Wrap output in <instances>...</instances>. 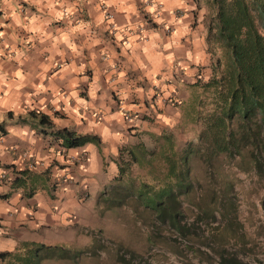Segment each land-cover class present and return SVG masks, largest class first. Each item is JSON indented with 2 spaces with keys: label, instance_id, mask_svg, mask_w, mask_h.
<instances>
[{
  "label": "crops",
  "instance_id": "obj_1",
  "mask_svg": "<svg viewBox=\"0 0 264 264\" xmlns=\"http://www.w3.org/2000/svg\"><path fill=\"white\" fill-rule=\"evenodd\" d=\"M159 1L161 14L150 21L143 0H0V237L9 241L0 252L75 234L89 191L100 194L109 183L106 166H117L124 145L156 131L154 115L155 122L164 117L154 86L178 98L198 75H211L212 0ZM31 110L55 128L97 134L95 158H88L89 143L59 145ZM82 152L84 161L68 159Z\"/></svg>",
  "mask_w": 264,
  "mask_h": 264
},
{
  "label": "rangeland",
  "instance_id": "obj_2",
  "mask_svg": "<svg viewBox=\"0 0 264 264\" xmlns=\"http://www.w3.org/2000/svg\"><path fill=\"white\" fill-rule=\"evenodd\" d=\"M203 84L185 87L178 98L163 95L168 103L156 108L164 113L157 122L155 115L152 118L156 131L146 132L133 144H143L142 162L128 161L126 148L132 145L120 149L117 166H106L109 183L100 194L89 191L84 201L89 209L81 215L84 221L73 225L75 234L65 232L63 238L44 240L56 249L36 251L43 243H19L2 264H222L220 253L224 258L264 264V175L239 158L223 154L206 167L200 156L187 154L188 149L203 147L198 137L214 107L212 88ZM171 142L177 157L187 154L191 164L190 192L179 196L176 204L180 229L171 225L169 216L158 217L144 207L136 194L142 184L158 187L165 179ZM94 147L89 143V159L95 158ZM3 242L9 241L0 237V246ZM63 250L68 257L59 256Z\"/></svg>",
  "mask_w": 264,
  "mask_h": 264
},
{
  "label": "trees",
  "instance_id": "obj_3",
  "mask_svg": "<svg viewBox=\"0 0 264 264\" xmlns=\"http://www.w3.org/2000/svg\"><path fill=\"white\" fill-rule=\"evenodd\" d=\"M212 2L215 13L207 27V43L214 55L215 49L222 54L214 56L213 71L209 78L203 81L201 76L196 75L194 86L205 83L203 87L212 88L214 107L206 116L198 137L203 147L188 149L187 154L200 156L206 167L214 164L218 156L223 154L229 158H239V162L253 164L256 172L264 175V0ZM28 113L38 117L39 123L43 125L41 131L48 132L64 148L87 143L100 146L101 140L97 134H81L66 127L55 128L48 115L36 110ZM169 149L172 155L168 154L165 158L168 161L165 179L158 187L157 184H142L136 194L144 207L156 211L158 217L169 216L171 225L180 229L176 223V204L180 201L179 196L190 192L191 164L187 154L177 157L172 142ZM144 150L141 143L128 146V161L140 164ZM20 173L23 177L29 171ZM21 185V182L16 184L17 187ZM3 196L0 194V197ZM45 247L56 249L55 246L41 244L35 250ZM63 252L60 257L69 256L67 251ZM13 255V252L2 251L0 261ZM220 255L224 260L222 264H249L236 256L224 258Z\"/></svg>",
  "mask_w": 264,
  "mask_h": 264
},
{
  "label": "built area",
  "instance_id": "obj_4",
  "mask_svg": "<svg viewBox=\"0 0 264 264\" xmlns=\"http://www.w3.org/2000/svg\"><path fill=\"white\" fill-rule=\"evenodd\" d=\"M143 5L144 6H151L152 9L150 11H148V13L146 15H149V16H146L147 18H150L152 19L153 17H158L160 14H161V10L163 9V3L159 0H143ZM104 7V6H103ZM180 11V9H176L175 10V13L177 14L178 12ZM105 17L109 20H111L112 18V15L109 11H106L105 12ZM114 25L112 23H110V27L109 29H114L113 27ZM167 29H169V27L166 26ZM155 96H158L160 98H162V101L165 102L166 100L162 97V94L160 92V90H158V88L155 86V92H154ZM124 114V117L125 119H131V114L128 113V112H123ZM2 137H3V134L0 133V142L2 141ZM64 150V149H63ZM27 157L29 158L26 154L23 155V157ZM33 157L29 158L28 159V163L30 165V167L34 166L35 165V160L33 159ZM72 163H75V164H78L82 161H84L86 159V155L84 152L82 153H79V154H75V155H72V156H69L68 158ZM1 178L5 179V175L2 174ZM66 177H64L65 179ZM2 232L1 230V227H0V233Z\"/></svg>",
  "mask_w": 264,
  "mask_h": 264
},
{
  "label": "clouds",
  "instance_id": "obj_5",
  "mask_svg": "<svg viewBox=\"0 0 264 264\" xmlns=\"http://www.w3.org/2000/svg\"><path fill=\"white\" fill-rule=\"evenodd\" d=\"M150 21H151V19H150ZM156 86V85H155ZM155 86H154V88H155ZM157 88H158V90H160V92H161V89L158 87V86H156ZM153 88V89H154ZM161 94H162V92H161ZM155 96V94H154V92H153V97ZM158 99H160V102L162 103V104H166V103H168V99H167V97L166 98H164L163 97V94H162V97L166 100L165 102H163L162 101V98H160V97H158V96H156ZM128 112V111H127ZM128 113H130V112H128ZM123 116H124V114H123ZM131 117H132V115H131ZM2 134V133H1ZM2 261V260H1Z\"/></svg>",
  "mask_w": 264,
  "mask_h": 264
}]
</instances>
